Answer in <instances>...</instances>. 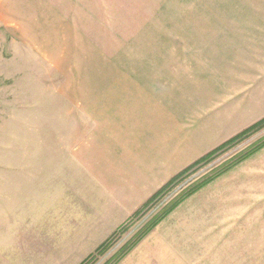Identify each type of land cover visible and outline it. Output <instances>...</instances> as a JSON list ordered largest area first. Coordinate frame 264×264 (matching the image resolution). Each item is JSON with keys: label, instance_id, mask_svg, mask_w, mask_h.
<instances>
[{"label": "crops", "instance_id": "1", "mask_svg": "<svg viewBox=\"0 0 264 264\" xmlns=\"http://www.w3.org/2000/svg\"><path fill=\"white\" fill-rule=\"evenodd\" d=\"M221 47L181 72L122 61L109 84L87 78L92 128L72 152L80 167L70 192L59 122L42 125L54 161L0 163V264H80L175 176L263 119L264 50ZM262 154L186 198L117 264H249L240 246L253 251L264 232L254 191Z\"/></svg>", "mask_w": 264, "mask_h": 264}, {"label": "rangeland", "instance_id": "2", "mask_svg": "<svg viewBox=\"0 0 264 264\" xmlns=\"http://www.w3.org/2000/svg\"><path fill=\"white\" fill-rule=\"evenodd\" d=\"M218 45L221 52L264 50V0H0V163L54 161L49 139L45 150L42 125L47 121L50 130L59 122L61 161L70 167L63 190L70 192L80 167L72 152L85 146L87 126L92 128L87 78L109 84L119 77L122 61L173 63L181 72L208 63ZM77 87L81 97L73 95ZM263 138L264 128L132 216L91 264H105L185 188ZM255 161V198L263 201L264 154ZM254 241L253 251L245 247L247 254L240 246L239 259L264 264V232Z\"/></svg>", "mask_w": 264, "mask_h": 264}, {"label": "trees", "instance_id": "3", "mask_svg": "<svg viewBox=\"0 0 264 264\" xmlns=\"http://www.w3.org/2000/svg\"><path fill=\"white\" fill-rule=\"evenodd\" d=\"M264 128V118L260 121L256 122L252 126L243 130L230 140L223 143L218 148L214 149L210 153L206 154L192 166L184 170L175 176L172 180H170L166 185H164L155 195H153L143 206L139 209L133 217L140 216L145 213L151 206L156 204L164 195L172 191L180 182H182L188 176H191L193 173L197 172L201 167L213 162L217 157L221 154L225 153L232 147H234L239 142L244 141L249 138L253 133ZM264 147V138L260 140L258 143L254 144L252 147L240 152L235 155L230 160H227L213 171L210 172L209 175H205L201 179L189 185L185 188L175 199L169 202L167 208H165L162 212L157 214L154 218H152L131 240H129L110 260H108L105 264H117L122 260V258L131 250L134 246H136L141 239H143L150 231H152L161 221L164 219L170 212L174 210L179 204H181L186 198L191 196L193 193L201 189L203 186L211 182L213 179L218 177L219 175L225 173L229 169L233 168L237 164L241 163L261 148ZM124 228V225L121 226L117 231L113 233V235L105 241L102 245H100L97 251L89 256L84 262L81 264H91L96 260L97 256L103 255L108 248L110 247V242L113 236H115L120 229Z\"/></svg>", "mask_w": 264, "mask_h": 264}, {"label": "water", "instance_id": "4", "mask_svg": "<svg viewBox=\"0 0 264 264\" xmlns=\"http://www.w3.org/2000/svg\"><path fill=\"white\" fill-rule=\"evenodd\" d=\"M194 177V176H193Z\"/></svg>", "mask_w": 264, "mask_h": 264}]
</instances>
